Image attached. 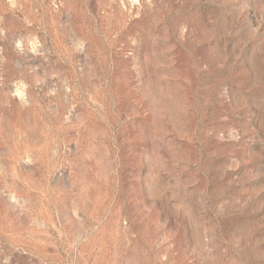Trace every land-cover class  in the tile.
Here are the masks:
<instances>
[{
    "label": "rangeland",
    "instance_id": "obj_1",
    "mask_svg": "<svg viewBox=\"0 0 264 264\" xmlns=\"http://www.w3.org/2000/svg\"><path fill=\"white\" fill-rule=\"evenodd\" d=\"M0 264H264V0H0Z\"/></svg>",
    "mask_w": 264,
    "mask_h": 264
}]
</instances>
